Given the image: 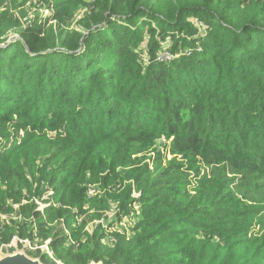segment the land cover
<instances>
[{"label":"trees","instance_id":"16d2710c","mask_svg":"<svg viewBox=\"0 0 264 264\" xmlns=\"http://www.w3.org/2000/svg\"><path fill=\"white\" fill-rule=\"evenodd\" d=\"M37 3L47 14L22 21ZM0 137V250L19 237L50 239L52 255L28 252L46 264H264V0H0ZM162 139L194 176L157 149L154 169L133 159ZM89 182L120 190L90 199ZM134 186L130 230L76 225L85 206L128 211Z\"/></svg>","mask_w":264,"mask_h":264},{"label":"rangeland","instance_id":"374dc122","mask_svg":"<svg viewBox=\"0 0 264 264\" xmlns=\"http://www.w3.org/2000/svg\"><path fill=\"white\" fill-rule=\"evenodd\" d=\"M22 9H24L26 11V17L22 19V21H27L29 18H32L34 16H36L37 13L43 12L44 16L47 14V10H43L41 8V6H39V4L37 3L35 6H30L28 4V8L26 6H22ZM86 8H84L82 10L85 11ZM76 22H74L75 24ZM17 37V34H13L10 39ZM170 39H167V41L165 42L166 45L163 46L162 50H169L170 51V44L169 43ZM145 51V50H144ZM143 51V52H144ZM147 51V50H146ZM143 56V61L146 62V59L148 57L147 53H144ZM10 130V129H9ZM8 130V131H9ZM13 134L10 136V140L14 141L15 139L20 140L22 138V136H18V134L23 135V131L22 130H12ZM18 132V133H17ZM0 140H6L4 137H0ZM168 140L166 139H162L160 140L154 147H151V149H149L146 152H143L145 154H135L133 155V159H142L144 157V161L145 162H149V166L150 169H154L155 167V163L158 162V156H157V152L155 151V149L159 150L161 153L162 157V165L165 166L169 161L176 159V161L178 162H182L184 164V170L186 172H188L191 176H194V170L190 169L188 166V162L187 159L182 158L181 156L177 155V154H172L170 147L168 146ZM144 155V156H143ZM41 162V161H39ZM190 176V177H191ZM90 188H94L96 191L91 193L89 190V187L87 188L85 194L87 198H99L104 196V194L109 193H117L120 190V187L118 185L115 184H110L107 187H103L100 183H88ZM125 186V185H124ZM52 196H53V191L52 190H48L46 191V193L39 199H36V202L39 204L40 208H44L47 205L50 204L51 200H52ZM141 197V191L137 192L135 186L133 187L132 190V197ZM138 200V199H136ZM26 202V201H24ZM142 202L140 201H133L132 205H130V208L128 211L125 210H120V207L118 205L117 202L115 201H111L110 202V207L105 208V209H100L102 216L101 217H96L93 216V212L96 210L98 211L99 209H89L87 206H85V208L87 209V211L83 214L78 215L77 220H76V225L77 224H81V222L84 220V222H86V226L83 229L84 231H88V232H93V230L95 228H97L98 226H101L102 228L106 229L108 228V226L110 224H113L114 227H112V230H118V231H122L123 229H127L130 230L132 227H134L138 221L142 218L143 216V210H142ZM75 212H77V209H74ZM99 211V212H100ZM121 216H123V218H126V223H121L123 221V219H120ZM130 222V223H129ZM125 224V225H124ZM130 232V231H129ZM83 238L85 239V235H83ZM22 239H20L19 237H14L12 242L9 244H5L3 246V248L0 250V258L5 256L6 254L9 253H14L16 251H25L27 254H29L28 252L31 250H36V249H41V250H47L45 244H37L35 245V243H31V241L29 240H24L21 241ZM48 251V250H47ZM52 255V254H51ZM32 256V255H30ZM35 257V256H33ZM59 264V263H58ZM91 264H103L102 262H95L92 261Z\"/></svg>","mask_w":264,"mask_h":264},{"label":"water","instance_id":"95a60500","mask_svg":"<svg viewBox=\"0 0 264 264\" xmlns=\"http://www.w3.org/2000/svg\"><path fill=\"white\" fill-rule=\"evenodd\" d=\"M13 40L12 38L10 41ZM0 264H46L40 257H33L25 251H16L14 253L6 254L0 258Z\"/></svg>","mask_w":264,"mask_h":264},{"label":"built area","instance_id":"2783aa9c","mask_svg":"<svg viewBox=\"0 0 264 264\" xmlns=\"http://www.w3.org/2000/svg\"><path fill=\"white\" fill-rule=\"evenodd\" d=\"M160 60H163V61H170L172 58H173V55L171 54V52H169L168 50H165V51H163V52H161V54H159V57H158ZM88 187H89V185H88ZM88 191H90L91 193H93V192H95L96 190L94 189V188H90L89 187V190ZM137 192H139V191H137ZM140 197V196H139ZM139 197H135V198H139ZM137 202H138V200H136ZM126 218H123V221L121 222V223H126ZM130 223V222H129ZM125 225V224H124ZM21 241H24V240H21ZM50 241V239L49 240H47L46 241V243H45V246H46V248H47V250H48V252H49V254L51 255L52 253L49 251V247H48V242ZM58 263L60 264L61 262L60 261H58Z\"/></svg>","mask_w":264,"mask_h":264}]
</instances>
